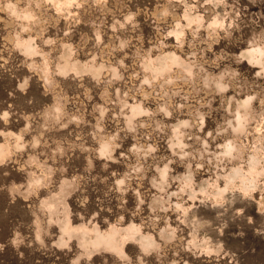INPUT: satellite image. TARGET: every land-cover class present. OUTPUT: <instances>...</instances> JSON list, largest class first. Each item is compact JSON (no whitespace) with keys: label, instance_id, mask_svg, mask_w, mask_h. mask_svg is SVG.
I'll use <instances>...</instances> for the list:
<instances>
[{"label":"rangeland","instance_id":"1","mask_svg":"<svg viewBox=\"0 0 264 264\" xmlns=\"http://www.w3.org/2000/svg\"><path fill=\"white\" fill-rule=\"evenodd\" d=\"M0 145V264H264V0H0Z\"/></svg>","mask_w":264,"mask_h":264},{"label":"bare ground","instance_id":"2","mask_svg":"<svg viewBox=\"0 0 264 264\" xmlns=\"http://www.w3.org/2000/svg\"><path fill=\"white\" fill-rule=\"evenodd\" d=\"M259 51L260 50H257V49H254V48H252V49H249V50H247L246 52H245V57H247V58H249V59H251V60H253V59H255V61H257L256 60V58H257V55H258V53H259ZM168 55V54H167ZM172 56V55H171ZM167 57V56H166ZM173 58V57H172ZM170 59V58H169ZM251 60H249V61H251ZM163 61V60H162ZM252 62V61H251ZM161 64H162V62H160ZM255 63H257V62H255ZM83 65V64H82ZM163 67V66H162ZM97 72V71H96ZM4 153H5V150H4V148L0 145V158L4 155ZM110 235V234H109ZM110 236H112V237H114V235H110ZM110 236H104V239H105V237H108L109 239H105V241L106 242H103V243H109V244H111V245H113V243H111V239H110ZM102 237H100V239H101ZM103 239V238H102ZM103 239V240H104ZM100 242V241H99ZM108 245V244H107Z\"/></svg>","mask_w":264,"mask_h":264}]
</instances>
